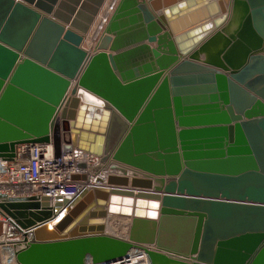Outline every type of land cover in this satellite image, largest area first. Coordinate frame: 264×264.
Here are the masks:
<instances>
[{
  "label": "water",
  "instance_id": "water-1",
  "mask_svg": "<svg viewBox=\"0 0 264 264\" xmlns=\"http://www.w3.org/2000/svg\"><path fill=\"white\" fill-rule=\"evenodd\" d=\"M105 2L0 0V157L75 147L101 185L0 204L17 264H264V0H120L89 51Z\"/></svg>",
  "mask_w": 264,
  "mask_h": 264
},
{
  "label": "built area",
  "instance_id": "built-area-1",
  "mask_svg": "<svg viewBox=\"0 0 264 264\" xmlns=\"http://www.w3.org/2000/svg\"><path fill=\"white\" fill-rule=\"evenodd\" d=\"M108 1L106 0L100 12L101 14L104 10L105 26L120 0L110 8H105ZM104 28L100 33L95 28L97 36L102 34ZM98 164L99 160L94 155L75 147L56 156L52 141L16 145L12 159L0 157V195L5 197L0 199V204L10 200L46 198L50 201V208L54 209L58 198L72 201L84 190H94L101 186L97 182L99 174L95 170ZM74 176L86 178L74 180ZM32 231L31 228H22L0 207V264H17L14 245L29 239ZM151 250H154L151 245H141L108 261L95 263L86 260L82 264H151L148 253Z\"/></svg>",
  "mask_w": 264,
  "mask_h": 264
},
{
  "label": "bare ground",
  "instance_id": "bare-ground-1",
  "mask_svg": "<svg viewBox=\"0 0 264 264\" xmlns=\"http://www.w3.org/2000/svg\"><path fill=\"white\" fill-rule=\"evenodd\" d=\"M118 0H109L105 6L110 8L112 4H114L115 2H117ZM104 8V9H105ZM104 11V10H103ZM103 11L102 13L100 14L99 18H98V22H96L92 32L90 33V35L87 37L86 39V42H85V47L89 50V51H92L95 47V42L97 41L98 37L97 36V32H95V28L98 29V32L100 33L101 29L104 28V23H103ZM96 185V183H95ZM66 214V208H61L60 211L56 214V216L49 221V224L50 223H55L56 221H58L60 218H62L64 215ZM121 218H115L114 219V224L115 226H117L119 229H123V227L125 226V224L121 223ZM125 219V218H123ZM128 220V219H127ZM130 222V220H128ZM128 222V223H129ZM121 227V228H120ZM117 232V231H116ZM117 233H124V232H120L118 231Z\"/></svg>",
  "mask_w": 264,
  "mask_h": 264
},
{
  "label": "rangeland",
  "instance_id": "rangeland-1",
  "mask_svg": "<svg viewBox=\"0 0 264 264\" xmlns=\"http://www.w3.org/2000/svg\"><path fill=\"white\" fill-rule=\"evenodd\" d=\"M121 223L125 224V226L123 227V229H119L117 226H115L114 224V221L112 222V228L115 230V231H120V232H125L126 231V224H128V220L127 219H123L121 218ZM121 228V227H120Z\"/></svg>",
  "mask_w": 264,
  "mask_h": 264
},
{
  "label": "crops",
  "instance_id": "crops-1",
  "mask_svg": "<svg viewBox=\"0 0 264 264\" xmlns=\"http://www.w3.org/2000/svg\"><path fill=\"white\" fill-rule=\"evenodd\" d=\"M113 1V0H112Z\"/></svg>",
  "mask_w": 264,
  "mask_h": 264
}]
</instances>
